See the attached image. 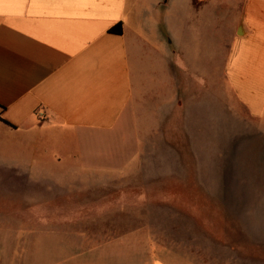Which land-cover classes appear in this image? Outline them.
I'll return each instance as SVG.
<instances>
[{"label": "crops", "instance_id": "1", "mask_svg": "<svg viewBox=\"0 0 264 264\" xmlns=\"http://www.w3.org/2000/svg\"><path fill=\"white\" fill-rule=\"evenodd\" d=\"M213 17L216 24L231 23L228 41L215 33L212 50ZM119 23L122 35L111 34ZM214 69L222 70L217 82L228 94L220 102L224 115L239 119L240 107L253 118L264 116V0H0V134H31L37 145L56 129H125L117 144L122 163L109 164L124 166L123 172L79 174L81 191L103 197L117 192L116 182L130 187L140 181L150 188L154 183L164 196L190 199L187 208L173 206L170 221L156 220L158 247L151 253L145 226L121 233L111 220L98 232L66 228L70 255L62 264H116L125 261L126 249L142 264H167L160 256L189 263L180 247L195 246L198 238L206 244L204 231L218 230L222 211L238 213L244 149L225 141L211 157L209 143L195 135L202 131L198 119L215 120ZM210 161L221 166L215 173H206ZM141 206L101 205L95 213H147ZM156 213L168 211L157 206ZM72 224L66 219L67 227ZM4 249L0 235V264L17 263Z\"/></svg>", "mask_w": 264, "mask_h": 264}, {"label": "rangeland", "instance_id": "2", "mask_svg": "<svg viewBox=\"0 0 264 264\" xmlns=\"http://www.w3.org/2000/svg\"><path fill=\"white\" fill-rule=\"evenodd\" d=\"M230 23L222 21L216 24L213 17L212 50L219 41L215 33L222 35L223 42L228 41ZM196 26L200 28L198 22ZM221 73L220 69L213 70L212 107L215 120L212 121V117H208V120L198 119L200 127L197 129L202 131L196 130L195 135L203 144L209 143L205 149L211 150V157L218 153L223 142H239V152L243 148L246 157L243 165L248 167H244L245 171L241 175L242 165L239 166V189L245 195L239 197L238 213L228 215L232 220L226 218L227 214L222 211L218 215L221 221L218 230L204 231L210 239H207L206 244L203 238H198L195 246L180 247V253L193 261L177 262L174 257L160 256L167 264H264V116L253 118L240 107L239 119L232 113L224 115L226 109L222 103L228 94L224 95L223 87L218 86ZM117 130L108 134H88L56 129L43 133L37 145L35 139L30 138L31 134H0V235L3 236L5 253L7 251L10 257L18 259L17 263L10 264H62L61 259L66 260V256L70 255L64 244L67 241L64 236L66 228L73 232H98L111 220L119 229L117 232L121 233L145 226L149 252L156 250V220L159 218L163 222L164 218H168L170 221L173 206L187 208L190 199L164 196L166 193L155 191L154 183L150 188L140 181H133L130 187L116 182L114 187L117 192L114 195L109 193L103 197H93L91 191L86 194L81 191L85 187L81 188V182L76 179L79 174L123 172L122 165L109 166L115 161L122 163L117 144L123 142L124 134L119 132L125 129ZM45 139L48 143L43 145ZM184 141L180 139V152L190 172L188 150L183 149V146L186 147ZM214 163L221 167L217 162ZM19 165L26 171L18 168ZM217 165L212 166L210 161L206 173H215ZM134 169L139 172V167ZM151 169L154 168L149 167V172ZM248 169L251 175L256 170V175H249ZM120 189L123 191L118 192ZM101 205H142L147 208V213H95L97 206ZM157 206L168 211V214L158 215ZM66 219L73 223L70 228L66 225ZM167 233L171 234V230ZM61 236L64 238L61 239ZM159 248L172 249L171 246ZM122 254H126L125 261H117L116 264H142L132 250L128 253L126 249ZM149 258L148 263L151 262ZM63 264H67V261ZM68 264H75V261L71 259Z\"/></svg>", "mask_w": 264, "mask_h": 264}, {"label": "trees", "instance_id": "3", "mask_svg": "<svg viewBox=\"0 0 264 264\" xmlns=\"http://www.w3.org/2000/svg\"><path fill=\"white\" fill-rule=\"evenodd\" d=\"M109 32L114 35H122L123 29H122V24L119 23L116 26L112 27Z\"/></svg>", "mask_w": 264, "mask_h": 264}]
</instances>
